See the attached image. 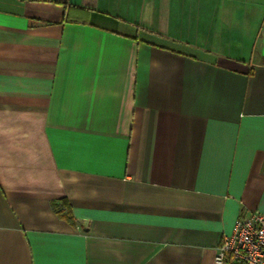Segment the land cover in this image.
I'll return each instance as SVG.
<instances>
[{"label": "crops", "instance_id": "crops-1", "mask_svg": "<svg viewBox=\"0 0 264 264\" xmlns=\"http://www.w3.org/2000/svg\"><path fill=\"white\" fill-rule=\"evenodd\" d=\"M251 211L264 0H0V264H217Z\"/></svg>", "mask_w": 264, "mask_h": 264}, {"label": "built area", "instance_id": "built-area-1", "mask_svg": "<svg viewBox=\"0 0 264 264\" xmlns=\"http://www.w3.org/2000/svg\"><path fill=\"white\" fill-rule=\"evenodd\" d=\"M217 264H264V213L240 215L229 235L216 248Z\"/></svg>", "mask_w": 264, "mask_h": 264}, {"label": "trees", "instance_id": "trees-1", "mask_svg": "<svg viewBox=\"0 0 264 264\" xmlns=\"http://www.w3.org/2000/svg\"><path fill=\"white\" fill-rule=\"evenodd\" d=\"M52 204H53L54 207H57V203L53 202Z\"/></svg>", "mask_w": 264, "mask_h": 264}, {"label": "rangeland", "instance_id": "rangeland-1", "mask_svg": "<svg viewBox=\"0 0 264 264\" xmlns=\"http://www.w3.org/2000/svg\"><path fill=\"white\" fill-rule=\"evenodd\" d=\"M127 22V21H126ZM127 24H128V22H127Z\"/></svg>", "mask_w": 264, "mask_h": 264}]
</instances>
